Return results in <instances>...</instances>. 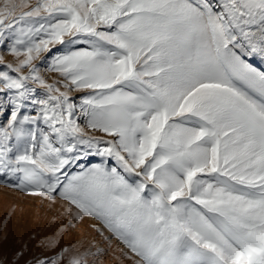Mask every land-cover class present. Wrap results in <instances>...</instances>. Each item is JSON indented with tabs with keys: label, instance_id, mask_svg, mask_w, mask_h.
<instances>
[{
	"label": "snow or ice",
	"instance_id": "1",
	"mask_svg": "<svg viewBox=\"0 0 264 264\" xmlns=\"http://www.w3.org/2000/svg\"><path fill=\"white\" fill-rule=\"evenodd\" d=\"M0 185L23 264H264V0H0Z\"/></svg>",
	"mask_w": 264,
	"mask_h": 264
},
{
	"label": "rangeland",
	"instance_id": "2",
	"mask_svg": "<svg viewBox=\"0 0 264 264\" xmlns=\"http://www.w3.org/2000/svg\"><path fill=\"white\" fill-rule=\"evenodd\" d=\"M53 213H58V209H50L40 199L0 185V259L13 262L16 252L25 245V256L15 264H23L24 260L34 255L37 250L32 238L37 232H46ZM85 235L87 233L82 226H78L73 233L75 239Z\"/></svg>",
	"mask_w": 264,
	"mask_h": 264
}]
</instances>
